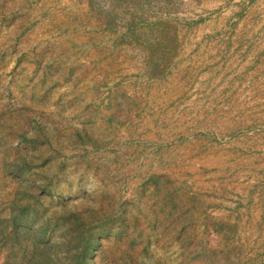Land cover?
<instances>
[{
  "label": "rangeland",
  "instance_id": "1",
  "mask_svg": "<svg viewBox=\"0 0 264 264\" xmlns=\"http://www.w3.org/2000/svg\"><path fill=\"white\" fill-rule=\"evenodd\" d=\"M0 264H264V0H0Z\"/></svg>",
  "mask_w": 264,
  "mask_h": 264
}]
</instances>
